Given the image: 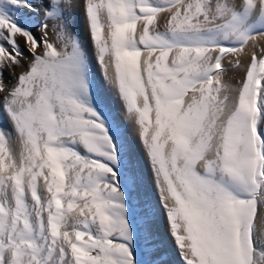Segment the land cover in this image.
<instances>
[{
	"label": "snow or ice",
	"instance_id": "snow-or-ice-1",
	"mask_svg": "<svg viewBox=\"0 0 264 264\" xmlns=\"http://www.w3.org/2000/svg\"><path fill=\"white\" fill-rule=\"evenodd\" d=\"M0 264H264V0H0Z\"/></svg>",
	"mask_w": 264,
	"mask_h": 264
},
{
	"label": "bare ground",
	"instance_id": "bare-ground-1",
	"mask_svg": "<svg viewBox=\"0 0 264 264\" xmlns=\"http://www.w3.org/2000/svg\"><path fill=\"white\" fill-rule=\"evenodd\" d=\"M78 30H79L80 32H83V24H82V22H81V24L78 26ZM242 75H243V73H242ZM242 75H241V73H238V74L230 73V74H229V77H233V76H235V78H234V79H231L230 82H231L233 85H236L237 82H238V80L242 79V77H241ZM226 79H228V78H226ZM164 235L167 236L166 228H165V230H164ZM169 243H171L170 239H169ZM175 259H176L177 261L179 260L178 257H176Z\"/></svg>",
	"mask_w": 264,
	"mask_h": 264
},
{
	"label": "rangeland",
	"instance_id": "rangeland-1",
	"mask_svg": "<svg viewBox=\"0 0 264 264\" xmlns=\"http://www.w3.org/2000/svg\"><path fill=\"white\" fill-rule=\"evenodd\" d=\"M241 75H242V73H241ZM241 77H243V75Z\"/></svg>",
	"mask_w": 264,
	"mask_h": 264
}]
</instances>
